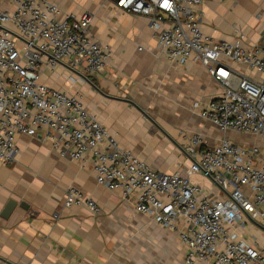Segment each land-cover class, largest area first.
I'll list each match as a JSON object with an SVG mask.
<instances>
[{"label":"built area","instance_id":"1","mask_svg":"<svg viewBox=\"0 0 264 264\" xmlns=\"http://www.w3.org/2000/svg\"><path fill=\"white\" fill-rule=\"evenodd\" d=\"M110 1L148 18L171 61L206 68L222 92L200 116L222 133L220 140L209 146L196 132L184 146L192 161L187 170L151 167L119 145L80 94L43 81L45 70L59 65L98 74L111 63V48L90 31L94 15L61 19L51 0H0V162H15L19 135H42L63 158L92 161L99 184L136 200L138 212L175 232L186 264H264V244L247 238L252 225L264 232V47L246 45L244 34L233 42L205 34L208 0ZM242 136L256 141L246 144ZM196 175L211 187L193 181ZM83 205L100 214L93 199L69 188L64 206Z\"/></svg>","mask_w":264,"mask_h":264},{"label":"crops","instance_id":"2","mask_svg":"<svg viewBox=\"0 0 264 264\" xmlns=\"http://www.w3.org/2000/svg\"><path fill=\"white\" fill-rule=\"evenodd\" d=\"M51 1L62 10L61 19L93 14L90 31L111 48L113 59L98 74L59 65L54 73L45 70L43 81L80 94L122 148L172 173L191 166L184 146L194 133H202L209 146L220 140L222 133L200 110L221 87L202 64L171 61L148 18L110 0ZM202 11L205 34L228 42L244 34L246 45L264 47V0H208ZM17 144L15 162H0V264H186L177 234L138 212L136 200L99 184L92 161L63 158L42 135L21 134ZM193 181L211 187L201 176ZM69 188L93 199L100 214L85 205L65 207ZM10 202L15 207L4 217ZM255 227L248 240L264 244Z\"/></svg>","mask_w":264,"mask_h":264},{"label":"water","instance_id":"3","mask_svg":"<svg viewBox=\"0 0 264 264\" xmlns=\"http://www.w3.org/2000/svg\"><path fill=\"white\" fill-rule=\"evenodd\" d=\"M118 1V0H116ZM15 207V202H10L4 212V217H8Z\"/></svg>","mask_w":264,"mask_h":264},{"label":"rangeland","instance_id":"4","mask_svg":"<svg viewBox=\"0 0 264 264\" xmlns=\"http://www.w3.org/2000/svg\"><path fill=\"white\" fill-rule=\"evenodd\" d=\"M75 94H77V93H75ZM243 137V136H242ZM245 139H247V141L246 142H244V143H246V144H253L256 140L254 139V138H252V137H249V138H246L245 136L243 137V138H239L238 140L239 141H243V140H245ZM252 227H255V225H252ZM255 228H258L257 226L255 227ZM260 230V229H259ZM262 231V230H261ZM262 234L264 235V232L262 231Z\"/></svg>","mask_w":264,"mask_h":264}]
</instances>
